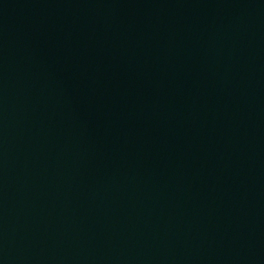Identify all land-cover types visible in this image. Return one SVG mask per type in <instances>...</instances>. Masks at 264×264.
I'll list each match as a JSON object with an SVG mask.
<instances>
[{
  "label": "water",
  "instance_id": "1",
  "mask_svg": "<svg viewBox=\"0 0 264 264\" xmlns=\"http://www.w3.org/2000/svg\"><path fill=\"white\" fill-rule=\"evenodd\" d=\"M0 264H255L202 0H0Z\"/></svg>",
  "mask_w": 264,
  "mask_h": 264
}]
</instances>
